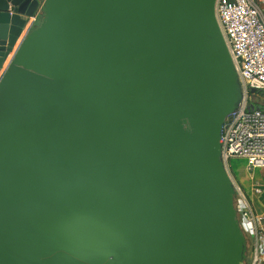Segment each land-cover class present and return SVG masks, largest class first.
I'll use <instances>...</instances> for the list:
<instances>
[{
    "label": "water",
    "instance_id": "1",
    "mask_svg": "<svg viewBox=\"0 0 264 264\" xmlns=\"http://www.w3.org/2000/svg\"><path fill=\"white\" fill-rule=\"evenodd\" d=\"M242 99L216 0H0V264H245Z\"/></svg>",
    "mask_w": 264,
    "mask_h": 264
},
{
    "label": "built area",
    "instance_id": "2",
    "mask_svg": "<svg viewBox=\"0 0 264 264\" xmlns=\"http://www.w3.org/2000/svg\"><path fill=\"white\" fill-rule=\"evenodd\" d=\"M216 13L243 86L239 107L222 126V157L235 185L237 218L247 238L245 264H264V213L255 209L230 166L231 159L243 158L249 170L264 168V105L251 103V94L264 100V0H216ZM38 18L35 14L28 23ZM253 188L262 193L261 184Z\"/></svg>",
    "mask_w": 264,
    "mask_h": 264
},
{
    "label": "rangeland",
    "instance_id": "3",
    "mask_svg": "<svg viewBox=\"0 0 264 264\" xmlns=\"http://www.w3.org/2000/svg\"><path fill=\"white\" fill-rule=\"evenodd\" d=\"M39 21H37L36 24ZM251 103L253 107L262 106L264 105V100L257 94H251ZM230 166L233 176L235 177L236 181L242 185L249 199L252 201L255 209L264 213V201L262 200L264 190L262 189L263 193L257 194L253 188V184H261L263 188L264 168H254L249 170L247 168V161L243 158L231 159Z\"/></svg>",
    "mask_w": 264,
    "mask_h": 264
},
{
    "label": "crops",
    "instance_id": "4",
    "mask_svg": "<svg viewBox=\"0 0 264 264\" xmlns=\"http://www.w3.org/2000/svg\"><path fill=\"white\" fill-rule=\"evenodd\" d=\"M35 24H36V21L33 23V25H31V22H30V23H28V25L24 28V31H23L21 37L19 38V40L17 41L16 46L14 47V51L10 54L8 60L4 63V69H3V70H5V68H6L7 65L9 64L11 58L13 57V54H14L15 51L17 50L18 46L20 45V43H21L22 39L24 38L25 34L27 33V31H28L30 28H32V26H34ZM2 72H3V71H2Z\"/></svg>",
    "mask_w": 264,
    "mask_h": 264
},
{
    "label": "trees",
    "instance_id": "5",
    "mask_svg": "<svg viewBox=\"0 0 264 264\" xmlns=\"http://www.w3.org/2000/svg\"><path fill=\"white\" fill-rule=\"evenodd\" d=\"M263 190H264V186H263ZM262 193H263V191H262ZM262 200L264 201V194H263V199Z\"/></svg>",
    "mask_w": 264,
    "mask_h": 264
},
{
    "label": "bare ground",
    "instance_id": "6",
    "mask_svg": "<svg viewBox=\"0 0 264 264\" xmlns=\"http://www.w3.org/2000/svg\"><path fill=\"white\" fill-rule=\"evenodd\" d=\"M251 181V180H250Z\"/></svg>",
    "mask_w": 264,
    "mask_h": 264
}]
</instances>
